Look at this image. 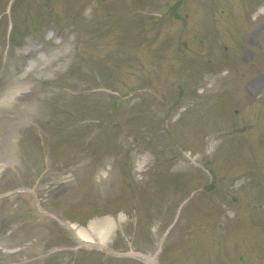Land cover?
I'll use <instances>...</instances> for the list:
<instances>
[{
    "label": "rangeland",
    "instance_id": "rangeland-1",
    "mask_svg": "<svg viewBox=\"0 0 264 264\" xmlns=\"http://www.w3.org/2000/svg\"><path fill=\"white\" fill-rule=\"evenodd\" d=\"M3 1L6 5L9 0ZM230 1L75 0L76 3L68 10V1L65 6L66 0H61L57 1L61 12L55 14V20L62 18L63 21L54 24L48 21L39 30H35L36 24L18 17L20 39L14 37V40L21 41L8 50L3 44L0 51V94L24 82L28 84V91L34 87L30 94L19 98L20 107L25 108L19 110L21 115L18 119L27 116L24 114L28 113L27 102L33 99L36 109L32 127H35V134L29 131L27 142L21 151H17L11 149L13 145L10 143L4 149L2 138L5 131L0 132V264L19 261L22 264L25 253L13 255L9 252L19 245L31 259H35L32 264H129L115 259L117 257L113 254L129 250V244L135 239L142 250L152 251L151 247H156L173 222L179 200L183 199L182 195L178 197L179 193L159 197L153 192L156 191L155 184L153 193L148 191V180L154 182L160 177L154 168L159 164L158 167L165 166L170 176L188 173L185 183L189 177L191 185L200 183L201 176H209L201 167L209 157L206 151L209 138L217 136V130L224 126H228L226 139L223 145L215 146L217 151L212 156L217 181L223 182L221 189L210 194L214 198V205L209 209L213 212L212 217L214 215L213 224L208 225L211 219L207 217L205 221H196V226L190 229L192 220L201 218L202 210L186 207L185 214L167 236L161 264H192L193 259L199 256L196 250L191 251L197 240L203 245L209 244L211 249L212 258L203 255V259L217 262L213 246L217 235L221 243L228 239L229 249L231 241L241 236L239 230L247 227L243 221L236 224L227 219L229 214L235 213L236 201L244 199V209L251 208L249 210L255 215L264 217V185H260L256 177L258 163L252 160L259 130L242 136L248 144L239 154L236 148L240 138L233 133L236 122L244 124V117L250 122L254 120L249 115L253 108L245 109V115H236L235 108L242 109L241 101L246 103L264 94V0L235 3L236 0L233 3V6L240 4L245 8L247 25L240 23L241 15L235 22L223 14L225 9L229 10ZM33 5L32 1L31 7ZM108 11L111 13L106 14ZM256 15L258 21L255 20L256 24L249 28V21L255 22L252 19ZM3 24L2 21L0 35L6 31L8 35V27L3 32ZM248 29L253 32L249 33ZM44 32L52 35L51 41L60 38L62 44L41 41ZM178 33L189 45L185 49L187 53H184L200 52L196 53V60L187 58L186 67H174L183 63L174 59ZM49 63L51 66L45 70ZM170 70L181 73L179 82L171 76ZM49 80L56 84H47ZM177 84H181L179 90ZM41 92L46 97H41ZM41 98L49 101L46 110L42 108ZM176 101L178 104H174ZM113 104L119 108L111 120H119L120 124L105 123L107 115L114 109L109 105ZM88 105L107 107L100 117L103 133L95 139V148L84 146L78 149L77 144L82 140L79 126L87 120L94 124L97 119L90 115L95 113L87 112ZM156 107L157 111L154 110ZM184 108L186 111L176 121L175 134L159 131L165 122V113L175 109L177 116ZM60 109L63 111L59 113ZM4 111L2 108L0 115ZM146 112L147 115H142ZM259 113L264 114V108ZM156 114L159 118L154 120ZM52 116L60 121L61 134L51 141L55 143L41 146V124ZM261 116L264 120V115ZM129 130L137 134L139 141L133 142L125 136ZM211 133L206 140L205 137ZM173 136L177 140L172 144L177 158L171 161L167 158L166 146L172 143ZM133 144H137L139 151L132 148ZM105 145L113 148L103 153L116 149V153L122 156L118 161L119 167L120 164L126 167L129 177L135 181V190L131 191L119 178L113 183L103 181L105 170L100 168V163L94 162L99 156L96 150L102 151ZM228 150L230 154H227ZM81 151L89 155L84 156L79 153ZM11 152L12 158L9 157ZM185 152H191L197 161L201 160L199 165L186 159ZM46 158L48 162L44 164ZM142 159H148L149 166L156 163L149 169V176L141 179L142 172L139 166L134 168V161L138 165ZM240 160H243L245 170H241ZM80 161L88 164L80 168ZM249 164H254L255 168ZM166 184L162 183L161 188ZM222 191L225 193H219ZM252 194L255 198L249 196ZM208 206L204 202L202 209ZM41 207L82 224L88 222V214L92 221L101 222L114 210L119 212L112 214L117 225L111 224L115 228L106 238L107 248L83 245L71 250L70 234L60 232L61 235L55 238L51 219L40 210ZM136 210L141 215L138 220L135 219ZM245 213L249 214V211ZM146 224L150 226L149 232ZM225 231L229 238L221 236ZM203 238H209L211 242H205ZM257 252L254 242L243 243L240 249L242 264L243 261L256 264Z\"/></svg>",
    "mask_w": 264,
    "mask_h": 264
},
{
    "label": "bare ground",
    "instance_id": "bare-ground-1",
    "mask_svg": "<svg viewBox=\"0 0 264 264\" xmlns=\"http://www.w3.org/2000/svg\"><path fill=\"white\" fill-rule=\"evenodd\" d=\"M261 78V77H260ZM94 223H96V224H99V225H102L103 227H106L107 228V226H109L108 228H107V230H105V229H101V230H103V231H100L101 232V237H102V239L104 240V239H106L107 237H108V234L112 231V227H110V224H109V219L107 220V219H105L104 221H96V222H94ZM105 225H107V226H105ZM102 227V228H103ZM81 232H83V230H81Z\"/></svg>",
    "mask_w": 264,
    "mask_h": 264
}]
</instances>
